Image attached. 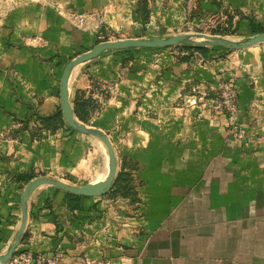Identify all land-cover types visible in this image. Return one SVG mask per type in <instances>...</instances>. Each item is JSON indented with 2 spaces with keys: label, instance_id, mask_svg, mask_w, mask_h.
I'll use <instances>...</instances> for the list:
<instances>
[{
  "label": "crops",
  "instance_id": "0c3cea01",
  "mask_svg": "<svg viewBox=\"0 0 264 264\" xmlns=\"http://www.w3.org/2000/svg\"><path fill=\"white\" fill-rule=\"evenodd\" d=\"M70 13L101 15L130 37L173 36L211 17L219 37L264 34V0H0V255L19 229L28 182L81 187L107 175L99 138L63 117L39 129L38 118L60 109L69 57L97 44L94 26L78 28ZM205 48L105 53L72 71L69 104L91 103L84 124L106 134L116 177H136L137 203L111 193L115 181L101 197L40 186L16 251L60 252L62 264H264V44ZM220 81L236 87L241 137L211 110Z\"/></svg>",
  "mask_w": 264,
  "mask_h": 264
},
{
  "label": "water",
  "instance_id": "95a60500",
  "mask_svg": "<svg viewBox=\"0 0 264 264\" xmlns=\"http://www.w3.org/2000/svg\"><path fill=\"white\" fill-rule=\"evenodd\" d=\"M264 44V34H257L250 38L241 41H233L219 36H212L200 33L192 34H180L176 36H170L165 38H150V39H124L116 41H106L93 46L88 51L81 53L73 60L63 70L61 80H60V110L64 122L72 130L91 135L99 138L104 144L107 154H108V171L104 180L94 183H89L85 186L74 187L69 186L60 181L50 179V178H36L31 180L25 186L21 202H20V212H21V223L19 229L17 230L14 239L6 251L0 255V264H9L12 260L18 245L21 242V237L25 229L27 222V201L31 196L32 192L40 186H54L70 194L84 197H101L106 195L112 188L115 181L117 173V160L113 146L111 145L109 139L105 133L100 130L89 128L84 124L80 123L75 119L73 115L72 107L68 101V80L69 77L77 66L87 63L102 54L112 51H122L126 49L134 48H145V49H162L178 46H190V47H220L226 50H245L253 46Z\"/></svg>",
  "mask_w": 264,
  "mask_h": 264
},
{
  "label": "rangeland",
  "instance_id": "374dc122",
  "mask_svg": "<svg viewBox=\"0 0 264 264\" xmlns=\"http://www.w3.org/2000/svg\"><path fill=\"white\" fill-rule=\"evenodd\" d=\"M141 2H143V0H141ZM58 13L61 14L60 11H58ZM65 17H66V19L69 22L73 23L75 26H77L78 28H80L82 30H87V28H88L89 25L94 26V30L96 31V35L98 36L97 44L102 43V42H106V41H116V40H124V39H137V38L150 39V38H152V37H146V33L143 32V31H140V33L138 35H135L134 34V37H130L129 35H125V34H123L121 32L118 33L115 29L112 30L110 28H106L105 26L102 25L101 15H97L95 13H89V14H74V13H70V14H66ZM78 17H82L83 18L82 25H79V24L76 23L75 19L78 18ZM218 27H219V24L217 23V19L211 17L209 24L207 22H205V23L202 24V20H199V22L197 24L191 25V22L187 20L182 25V27H180L179 30H171L170 32H175V35H173V36L180 35V34H187V33H189V34H192V33H200V34L218 36V35H221L220 33H222V32L225 31V30L219 31V28ZM159 34H160V37L159 38L170 37V36L163 35L162 32L161 33L159 32ZM97 44H95V45H97ZM187 47H190V46H178V47H170V48H162V49H145V48H138L137 49V48H134V49H126V50H122V51L107 52L106 54H110V53L119 54L120 52H128V51H131V50H133V51H150V52H155V53H158V52L161 53V52L173 50L175 48L180 49V51H182V50L188 49ZM215 47L216 46H214V48ZM227 51H229V52H237V51H240V50H234V51L227 50ZM78 53L79 52L73 53L69 57L70 58V61L73 60L78 55H80V53L79 54ZM69 62L65 63V67L69 64ZM221 82H223V81H220L218 83V85ZM217 100H218V93L216 92V96L214 97V99L212 101V105H211L212 112L214 114H216V115H224L226 117V121H227L226 132H227L228 136H232L234 138H237L234 135L235 131L231 130L230 127L228 126V117H227V115L224 112H220V111H217V110L214 109L215 102ZM80 123H82V122L80 121ZM84 123H85V121L82 124H84ZM235 123H236V120H235ZM89 128H91V127H89ZM103 146H104V144H103ZM104 148H105V146H104ZM105 150H106V148H105ZM122 182L125 183V184H127L128 188L125 191L123 190V191H120V192H116V196L118 195L119 197L130 198L132 204L137 203V199L135 197L136 192L134 190V187L137 184L136 177L133 176L132 173H126V175L123 178Z\"/></svg>",
  "mask_w": 264,
  "mask_h": 264
},
{
  "label": "built area",
  "instance_id": "2783aa9c",
  "mask_svg": "<svg viewBox=\"0 0 264 264\" xmlns=\"http://www.w3.org/2000/svg\"><path fill=\"white\" fill-rule=\"evenodd\" d=\"M76 23L82 25L83 18L75 19ZM30 41H40V39H29ZM218 100L215 102L214 109L224 112L228 117V126L235 131L234 135L241 137V130L236 126L237 108V90L229 81H223L217 86ZM63 256L60 252L53 256H47L44 253L31 254L28 251H16L9 264H62Z\"/></svg>",
  "mask_w": 264,
  "mask_h": 264
},
{
  "label": "trees",
  "instance_id": "16d2710c",
  "mask_svg": "<svg viewBox=\"0 0 264 264\" xmlns=\"http://www.w3.org/2000/svg\"><path fill=\"white\" fill-rule=\"evenodd\" d=\"M188 49H193L195 51H199V52H204L206 50L205 47H187ZM215 48H220V47H215ZM225 52H229L227 50H224ZM73 106V115L76 119H78L81 122L85 121V118L87 116L86 110L89 107H93L91 105L90 102H79L77 99H74L72 102ZM39 123H40V130L44 129V130H55V128H57L59 126V124L62 123V113L61 110H57V112H55L53 115L48 116V117H44V118H38ZM26 127V126H25ZM24 127V128H25ZM126 174L123 173V171L119 172L116 180H115V184L113 186V189L111 191V193L116 194V192H120V191H125L128 186L127 184L123 183L122 180L125 177ZM125 184V185H124ZM71 196H74L72 194H68Z\"/></svg>",
  "mask_w": 264,
  "mask_h": 264
}]
</instances>
